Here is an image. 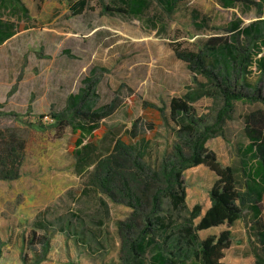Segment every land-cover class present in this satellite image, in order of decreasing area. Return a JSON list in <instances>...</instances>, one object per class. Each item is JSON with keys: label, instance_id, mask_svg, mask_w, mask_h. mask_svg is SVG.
<instances>
[{"label": "rangeland", "instance_id": "374dc122", "mask_svg": "<svg viewBox=\"0 0 264 264\" xmlns=\"http://www.w3.org/2000/svg\"><path fill=\"white\" fill-rule=\"evenodd\" d=\"M22 1L28 17L0 14L18 26V34L0 46V148L13 139L19 156L18 179H0V264H122L117 222L132 210L92 185L96 164L142 116L143 102L168 115L173 98L204 82L176 52H198L238 18L244 26L264 23V0L247 12L223 8L217 0H148L138 18L105 9L123 7L121 0ZM81 2L85 7L79 13ZM249 80L264 93L262 71L252 67ZM79 101L93 109L115 105L98 124L100 137L75 134L80 124H90L83 117L70 119L61 133L54 127L53 115L70 116L69 106ZM193 106L204 116L215 104L204 97ZM234 106L220 135L206 147L223 166L235 169L245 192L242 152L249 140L244 116L264 110V104ZM175 129L171 121L151 134L140 126L152 139L147 164L157 168L165 154H172ZM80 137L81 145L76 143ZM183 176L188 207L201 205L204 215L217 177L204 166ZM261 206L264 228V199ZM242 209V219L233 226L200 232L201 239L231 232L224 264H256L264 255L250 203ZM34 233L49 240L47 248L36 238L33 243Z\"/></svg>", "mask_w": 264, "mask_h": 264}, {"label": "trees", "instance_id": "16d2710c", "mask_svg": "<svg viewBox=\"0 0 264 264\" xmlns=\"http://www.w3.org/2000/svg\"><path fill=\"white\" fill-rule=\"evenodd\" d=\"M121 1L123 7L105 9L138 18L148 6V0ZM217 2L224 8L242 6L244 12L258 6L256 0ZM77 7L80 13L85 3ZM16 12L17 9H13L12 13ZM22 14L28 17V9L24 7ZM198 15L195 12V17ZM202 21L205 24L206 20ZM259 24L242 27L243 21L238 18L230 22L225 35L211 37L198 52H176L189 70L201 76L204 82L185 96L173 98L168 115L163 108L143 102L142 116L116 140L110 154L96 164L92 185L110 201L132 210L127 219L117 222L122 264H224L225 252L232 245L231 232L225 230L206 239H201L200 232L223 225L233 226L243 217L242 206L249 203L264 252V228L259 221L264 199V110L244 116L249 140L242 152L245 159L242 172L247 179L245 192L238 187L235 169L223 166L217 155L206 147L210 139L220 135L236 102L264 104L263 88L249 80L252 67L264 74V23L262 27H258ZM13 29L5 26L3 38L11 37ZM204 97L212 99L215 106L209 114L199 116L193 104ZM114 110L115 105L93 109L80 101L72 102L67 110L70 116L53 115L54 127L61 133L70 119L83 117L90 124H80L75 134L100 137L98 124ZM170 121L176 126L177 142L172 154H165L155 168L146 162L152 139L139 128L144 125L151 134ZM80 139L76 140L79 145L82 144ZM18 158L15 141L5 142L0 148V179H18ZM199 166L206 167L217 177L210 190L211 206L204 215L201 205L188 207L183 176L188 169ZM34 235L33 243L36 238L48 247L47 238ZM256 264H264V255L257 257Z\"/></svg>", "mask_w": 264, "mask_h": 264}, {"label": "crops", "instance_id": "0c3cea01", "mask_svg": "<svg viewBox=\"0 0 264 264\" xmlns=\"http://www.w3.org/2000/svg\"><path fill=\"white\" fill-rule=\"evenodd\" d=\"M20 1H21V4H20L19 0H0V14H1V12H4V11L12 13L13 9H15V10L17 9V12L15 14L20 16V18L21 17L23 18L22 10L24 9V7L27 9V7L24 5L22 0H20ZM226 9H242L244 11V8L242 6H237L236 8H226ZM252 9H254V8H251L250 10H252ZM253 23H255V22H253ZM253 23H251V24H253ZM251 24H249V25H251ZM249 25L244 26V22H243L242 27H247ZM5 26H10V27L14 28L13 29V35H11V37H8L6 39L3 38V28ZM262 26H263V23H260L258 25V27H262ZM17 27L18 26L16 24H14V22H12L11 20H6L2 16L0 17V46L5 44L6 42L10 41L12 38H14L18 34V28Z\"/></svg>", "mask_w": 264, "mask_h": 264}]
</instances>
